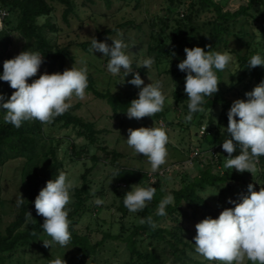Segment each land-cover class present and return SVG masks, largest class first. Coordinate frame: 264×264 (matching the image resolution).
<instances>
[{"label": "trees", "instance_id": "trees-1", "mask_svg": "<svg viewBox=\"0 0 264 264\" xmlns=\"http://www.w3.org/2000/svg\"><path fill=\"white\" fill-rule=\"evenodd\" d=\"M119 1L133 10L145 3L144 0ZM158 1V12L146 11L149 42L147 47H140L145 48V56L155 62V67L167 64L171 81L178 80L172 92L174 103L184 106L187 116H193L185 130L188 132L191 125L204 126L200 141L207 148H200L202 151L214 149L216 155H208L204 170L189 184L172 191L160 185L163 175L159 171L150 175L142 169L114 166V181L125 185L120 188L114 182L111 187L118 197L116 209L120 213V226L116 233L102 232L101 239L97 240L89 227L82 230L79 226L81 219L92 212L94 193L90 192L88 177L100 161L96 152L109 158L111 165L123 155L101 146L99 136L104 129L97 128L95 116L84 117L78 113L83 104L72 95L79 90L103 102L111 112L110 117L118 120L121 127L130 118L165 121L168 111L162 104L154 108L145 93L126 96L100 90L91 73L73 77V93L62 88L73 71L67 61H74V56L69 47L60 46L56 39L48 37L47 31L56 34L60 31L47 18L55 11L57 3L64 6L63 20L68 24V16L74 13L73 0H0V12L8 13L0 27V92L7 94L6 104L11 111L6 120L0 121V168L21 161V184L25 193L17 217L4 231L0 230V264H11L19 249L38 246L42 237L53 235L72 250V257L64 263L58 260L50 264H95L100 262L105 250L114 248L122 249L120 253L117 250L113 253L115 264H210V255H217L223 262L231 256L229 241L226 247L199 250L195 247V235L190 240L185 239L187 229L183 224L210 221L216 228L212 240L219 244L232 235V228L242 215L259 216V201L264 198V0H249L234 12L224 11L214 0ZM102 2L109 8L114 0ZM88 4L94 1L82 0V5ZM40 19L47 20L39 25ZM157 25L160 29L154 31ZM130 26L141 31L142 23L127 20L114 29L98 31L93 39L77 46L85 53L96 48L112 69L123 66L143 74V69L136 66V55L134 59L129 58L128 52L107 39ZM14 35L22 42L23 65L32 66L31 57L37 55L41 72L45 68L44 81L54 77L42 95L37 93L42 85L35 83L28 87L16 75L10 53ZM221 45L224 53H220ZM208 51L213 55H208ZM138 52L136 50L135 54ZM227 60L232 61L231 69ZM194 62L197 66L192 70ZM251 88L255 90L254 97L243 94ZM43 98L51 99L49 130L38 110ZM55 127L72 129L77 138L84 140L81 145L67 141L69 150L64 152L71 163L85 167L80 186L68 190L65 205L56 212L49 211L46 203L49 199L56 202L49 194L57 186H63L58 185L63 167L58 149L64 141L48 132ZM163 136L167 134L164 132ZM84 160H90L91 166L86 167ZM134 185L144 202L134 210L132 220L125 221L130 218L128 204ZM220 185L222 188L217 193L208 191ZM206 194L211 197L207 198ZM209 200L215 202V208ZM248 239L252 245H260V229L256 236L249 235Z\"/></svg>", "mask_w": 264, "mask_h": 264}, {"label": "rangeland", "instance_id": "rangeland-1", "mask_svg": "<svg viewBox=\"0 0 264 264\" xmlns=\"http://www.w3.org/2000/svg\"><path fill=\"white\" fill-rule=\"evenodd\" d=\"M94 4L82 5V0H73L75 7L74 13L68 16V24L63 20L64 6L57 3L54 4L55 11L48 21L56 26L60 32L58 34L47 31L48 37L56 39L60 46L69 47L74 61H67V65L73 70L70 72V78L64 83L62 88L68 92L73 93L74 84L73 77L82 75L84 73H91L100 85V90H110L112 93H122L123 95H130L135 93H145V98L152 104L154 108H159V104L163 105V109L168 111L166 113L165 121L153 120L151 118L144 119H126L121 126L119 121L110 117L111 112L109 108L99 100H93L90 96L79 93V90L74 92L72 97L82 102V108L78 112L81 116L97 118L95 123L98 129H104V133L100 135L101 146L107 147L109 150L114 149L123 155L116 164L111 165L109 158H106L103 153L96 152L100 161L96 164L88 179L90 181V192L94 193L92 202V212L90 215L84 216L80 221V228L85 227L96 234V239L100 240L102 232L116 233L120 226V213L117 212L116 206L118 197L112 192V185H114V166L142 169L149 172L150 175L159 171L162 173L161 178L162 187L167 191L179 189L185 184H189L194 177L204 170L205 159L208 155H204L198 162H190L193 149L207 148L202 146L200 136L204 133V126L198 128L196 125H191L189 131L185 130L188 122L193 120V116H187L188 110L184 106H177L174 103L172 92L178 80L173 83L171 76L167 73L168 66L163 63L155 67V62L145 56V48L149 42L150 28L145 20L148 18L146 13L148 11L158 12V4L156 0H144L140 9L133 10L131 7H126V4L114 0L113 4L107 8L102 0H93ZM224 7V11L234 12L240 6L246 5L249 0H214ZM155 5V7H153ZM161 8V5H160ZM160 16L162 15L159 14ZM47 19H40L39 25L45 23ZM127 20H135V24H141V31L135 30L133 27H124L120 29L117 34L107 37L109 41L114 42L116 46L125 50L129 58L137 57L136 66L143 69V74L136 69L119 66L117 69H112L105 64L104 55L93 48L90 52L85 53L77 46V43H82L93 39L97 32L105 29H114L118 24H122ZM201 22H199L200 24ZM160 26L157 25L154 31H158ZM129 38V40L127 39ZM22 42L17 35H14L13 45L11 49V63L15 67L16 75L30 87L32 84L39 83L41 86L38 89V95H42V91L49 86V82L54 81L51 76L49 80L44 81L45 68L41 72V60L39 56H32L33 65L27 67L23 65L20 59V50ZM138 50V54L135 51ZM221 51L224 53V48L221 45ZM208 55H213L208 51ZM229 57V56H228ZM227 57V58H228ZM135 62V61H134ZM132 61V63H134ZM229 68L232 61L227 60ZM197 63H193L192 70H195ZM171 68V66L169 67ZM181 69V68H180ZM231 69V68H230ZM183 71V69H181ZM248 97H254L255 90L251 88L243 92ZM8 101L7 94L0 92V121H4L10 115V106L6 104ZM50 98H43L39 111L41 112V119L45 123V128L49 126L51 120V110L49 109ZM219 116L215 114L217 120ZM170 124V125H169ZM183 127V128H181ZM57 139H63L58 149V157L63 160V167L60 170V180L58 185H63L62 188L52 189L50 192L51 198H56V202H51L50 199L46 201L49 211H59L66 203L67 192L72 187H79L81 184L80 176L85 170L82 164H74L65 157V149L69 150L67 141L74 142L81 145L84 140L77 138L75 131L72 129H50L48 131ZM167 137L163 136V133ZM201 147V148H200ZM190 153H187V151ZM86 167L91 166L90 160H84ZM162 166V167H160ZM163 169V171H162ZM21 161L8 163L5 167L0 168V230L4 231L6 226L11 223L18 215L19 203L25 199V193L21 184ZM154 182V179L151 180ZM115 184H117L115 182ZM120 188H124V184H117ZM222 188L220 186L211 187L208 191L213 194ZM138 187L134 185L130 190L129 198V213L125 221H131L136 214L134 210L143 205V200L138 196ZM99 193H102L99 195ZM207 198L211 196L205 195ZM211 206L215 208V202L209 200ZM260 207L257 209L259 216L250 217L242 215L236 220L229 238L216 244L212 239L216 235V228H214L210 221L199 224L197 221H186L183 225L187 229L185 235L186 240H190L191 236H196L195 247L197 249H205L209 251L213 246L226 247L228 244L232 245L231 256L220 261L217 255H210L208 261L212 264L218 261L217 264H262L264 261V198L259 201ZM260 229L262 242L260 245H252L248 239L249 235L256 236L257 230ZM197 230L194 234L193 231ZM38 246L28 248L26 250L19 249L17 255L11 260V264H50L60 260L64 263L72 257V250L65 244H62L57 236H44L40 240ZM229 241V242H228ZM228 242V244L226 243ZM122 252V249L105 250L101 254L100 262L110 260L111 264L117 261L114 259V252ZM223 253L229 254V251L222 250ZM98 259V258H97ZM197 259V257H196ZM198 259H202L198 257ZM90 264V263H89Z\"/></svg>", "mask_w": 264, "mask_h": 264}, {"label": "built area", "instance_id": "built-area-1", "mask_svg": "<svg viewBox=\"0 0 264 264\" xmlns=\"http://www.w3.org/2000/svg\"><path fill=\"white\" fill-rule=\"evenodd\" d=\"M7 16H8V13L5 10L0 12V27L2 26V24H1L2 20H4ZM190 155H191L190 162L194 161V159L199 162L201 160L200 158H202L204 155H212V156H214L216 154H215L214 149H209V150H206V151H204V150L202 151V149L199 150L197 148V149H193L192 152L190 153Z\"/></svg>", "mask_w": 264, "mask_h": 264}]
</instances>
